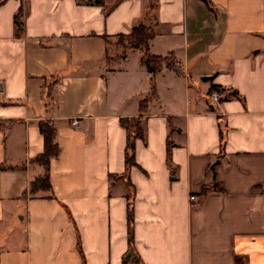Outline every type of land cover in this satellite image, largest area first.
<instances>
[{
	"label": "crops",
	"instance_id": "0c3cea01",
	"mask_svg": "<svg viewBox=\"0 0 264 264\" xmlns=\"http://www.w3.org/2000/svg\"><path fill=\"white\" fill-rule=\"evenodd\" d=\"M0 264H264V0H0Z\"/></svg>",
	"mask_w": 264,
	"mask_h": 264
},
{
	"label": "trees",
	"instance_id": "16d2710c",
	"mask_svg": "<svg viewBox=\"0 0 264 264\" xmlns=\"http://www.w3.org/2000/svg\"><path fill=\"white\" fill-rule=\"evenodd\" d=\"M155 6L154 2H151L148 6L147 14L145 19L139 21L135 26L132 27L129 33L125 34L128 39V46L134 45H143L144 46V60L147 69L155 74L159 70L163 63L166 65H170L171 62L168 61V56H161L157 54L150 53L148 50V41L154 35V31L152 26L146 23L145 20H151L154 18ZM15 23L17 25L16 32L18 34L20 25L19 21L15 18ZM124 35V34H119ZM156 91L153 84H151V96L154 97ZM147 99H143L139 102L140 111L143 110ZM142 113L135 117L131 118H121V124L127 130L126 136V145L124 152V161H125V169L128 171L131 165L135 164L134 159V141L137 137H143V127H142ZM39 130L43 136V150L37 156L36 161L42 164L45 167V172L42 176L35 178L31 184L30 188L32 191L37 189H49V177H48V165L51 157H54L58 154L59 147L57 142L55 141V128L48 121H40L38 124ZM127 223H128V242L129 245H132L133 237H132V201L129 200L127 204Z\"/></svg>",
	"mask_w": 264,
	"mask_h": 264
},
{
	"label": "rangeland",
	"instance_id": "374dc122",
	"mask_svg": "<svg viewBox=\"0 0 264 264\" xmlns=\"http://www.w3.org/2000/svg\"><path fill=\"white\" fill-rule=\"evenodd\" d=\"M114 46L120 51V53L125 52V49L128 47V39L125 34L114 38Z\"/></svg>",
	"mask_w": 264,
	"mask_h": 264
},
{
	"label": "built area",
	"instance_id": "2783aa9c",
	"mask_svg": "<svg viewBox=\"0 0 264 264\" xmlns=\"http://www.w3.org/2000/svg\"><path fill=\"white\" fill-rule=\"evenodd\" d=\"M210 101H213L215 103H218L220 101V92L218 90H214L210 93L209 95ZM73 124H76V120H73ZM190 200L193 201L194 203L197 201L196 195L191 194L189 196Z\"/></svg>",
	"mask_w": 264,
	"mask_h": 264
},
{
	"label": "water",
	"instance_id": "95a60500",
	"mask_svg": "<svg viewBox=\"0 0 264 264\" xmlns=\"http://www.w3.org/2000/svg\"><path fill=\"white\" fill-rule=\"evenodd\" d=\"M203 79H208V76H203Z\"/></svg>",
	"mask_w": 264,
	"mask_h": 264
}]
</instances>
